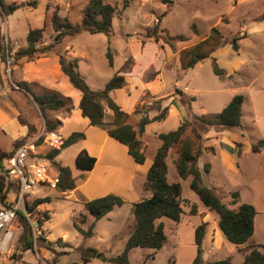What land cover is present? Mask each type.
<instances>
[{
	"label": "rangeland",
	"instance_id": "rangeland-1",
	"mask_svg": "<svg viewBox=\"0 0 264 264\" xmlns=\"http://www.w3.org/2000/svg\"><path fill=\"white\" fill-rule=\"evenodd\" d=\"M2 1L6 5L35 1L36 5L24 6L11 14L0 16V33L5 44L4 61L0 59V101H3L2 98L3 102L9 101L11 107L18 112V122L27 127V134H35L34 137L40 133L43 126L46 129L48 126L54 127L63 137L66 135L68 124L74 122L77 124L76 128L80 129L84 124L81 123L79 113L74 112L75 102L72 96L63 95L67 86L56 70V54L48 53L32 61L24 58L14 60V55L26 47L25 37L30 28L41 30L37 45H46L53 41L55 33L50 19L54 13L61 21L66 19L72 25L79 24L86 0ZM105 1L116 5L118 9L123 2ZM263 12L264 0H131L122 13L113 18L112 33L109 36L87 32L75 35L61 51L66 57L77 61L78 73L92 90H102L116 73L123 75V86L112 92L111 97L128 113L127 123L135 130L143 111L146 110V115L152 117L157 114V106H169L171 99L180 104L183 113L179 116H169L163 122H153L147 125L146 130L144 128L142 134L137 135L141 142L144 163L136 164L123 152V146L111 139L116 148L112 144L106 145L104 157L98 161L91 173L76 169L74 157L84 147L96 152L101 146L104 132L98 127L83 126L81 130L86 139L61 150L53 162H60L72 170L77 176L75 178L71 174L75 183L80 184L88 177L86 187H95L96 192L115 190L118 192L115 194L124 203L94 222L93 235L83 238L72 228V220L78 218L82 206L78 202L63 198V194L68 191L59 192L46 185L37 184L36 191L24 202L26 222H22L17 216L8 231L0 237V264H80V247L95 249L106 258L118 255L123 250L134 223L132 203L149 196V193L143 190L145 178L143 179L142 175L160 145L157 133L175 130L180 123L189 120L193 115L217 114L237 94L243 97L241 126L221 131L212 127L203 129L204 149L198 165L201 169L203 165H209L208 173L202 172V182L213 188L230 209H237L240 203H248L254 207L257 215L253 221V235L243 245L235 246L218 232L217 215L206 209L190 190V177L182 179L178 176L173 163L175 154L170 151L166 159L167 180L180 184L181 198L184 200L181 221L174 223L163 218L167 238L165 245L158 251L134 248L130 250L128 260L131 264H192L196 255L193 230L200 220L206 223L205 230L208 231V239L201 255L203 263L229 258L232 264H241L248 246L253 244L261 246L264 252V153L255 156L251 152V145L264 139V22L259 21ZM155 24H158L156 34L162 38L159 41H155L154 37H147V32L151 31ZM213 26H216L224 37L218 52H214L211 57L193 68L181 71L178 62L180 50L199 42ZM178 36L182 39H168ZM233 37H240L236 51L230 44ZM164 39H168V42L165 43ZM108 47L113 57L112 66H109L106 58ZM212 58H215L217 66L226 72L223 78L214 75ZM24 78L28 80L25 83L34 95L45 91L56 92L45 88L38 79L51 80L58 87V94L70 100V109L46 110L41 113L31 95L17 86L19 82L25 81ZM158 79L160 83H157L155 90L151 86ZM148 88L154 91H149ZM141 90L144 91L140 100ZM103 106V121L107 123L111 121L112 115L104 103ZM137 108L140 114L134 113ZM55 117H62L65 121L58 122ZM5 127H0L2 150L8 148L9 133L14 130L12 124H6ZM69 128L72 130L74 124ZM38 145L36 154H29L26 164L45 162L49 176L54 165L45 158L53 149L45 146L42 141ZM14 146L13 144L12 147ZM227 150L228 153L236 152V158L238 155L239 168L236 172L223 161L222 157ZM107 155L115 157L121 165L117 172L115 170L119 173L116 183L111 185L109 181L106 186L102 182V187L99 183L108 174L104 162ZM135 170L140 174L136 178L132 176L136 173ZM113 173L109 172L114 176ZM233 192L239 195L235 199L237 203L232 202ZM44 198H49V201L36 206L32 212L27 211V207L34 201ZM6 199L16 203L17 189L12 187ZM192 205L196 206L197 212L190 215ZM46 216L50 219L43 222ZM91 221L88 216L86 225ZM59 238L65 242L64 245L57 246L54 243ZM43 239L52 242L51 247L56 254L54 263L53 253L46 248V241ZM27 241H31V249L25 248ZM88 264L111 263L94 258Z\"/></svg>",
	"mask_w": 264,
	"mask_h": 264
},
{
	"label": "trees",
	"instance_id": "trees-1",
	"mask_svg": "<svg viewBox=\"0 0 264 264\" xmlns=\"http://www.w3.org/2000/svg\"><path fill=\"white\" fill-rule=\"evenodd\" d=\"M130 3L131 0H123L121 8L118 9L116 5H112L105 0H86L80 22L77 25H72L66 19L61 21L57 14L54 13L50 19L55 33L53 41L46 45H37L41 37V30L30 28L25 37L26 47L15 52L14 60L24 58L27 61H32L48 53L56 54L62 74L67 78L69 84L81 95L78 104L81 116L88 120L90 126H95L106 131L110 138L126 147L127 154L135 163L142 164L144 162V154L137 135L144 132L146 125L164 120L168 113V106L162 108L157 106L155 108L157 114L152 117L146 115V110L143 111L138 121L137 130H135L127 123L128 113L123 111L111 97L112 92L123 86L125 81L123 75L116 73L105 84L102 90H92L85 82L83 76L78 73L77 61L67 59L61 51L75 35L81 32L109 36L112 33L113 18L122 13V10ZM28 5L35 7L36 2H21L6 5L0 0V16H6L18 8ZM158 21L159 19L157 18ZM259 21L264 22V12L260 15ZM157 28L158 24H155L151 28V31L147 32V37H154L155 41L162 39L156 34ZM223 38V35L216 26L211 27L208 34L199 42L180 50L178 54L179 69L186 71L211 57L222 45ZM239 38L233 37L230 39L231 47L235 51L238 49L237 40ZM168 39L181 40L182 37H168ZM168 39H164V42H168ZM4 50V38L0 33L1 61H4ZM106 58L109 66H112L113 57L109 47L106 52ZM212 71L219 78H223L226 75V72L217 66L215 58H212ZM17 86L23 92L31 95L33 102L41 113L46 110L58 111L70 109V100L56 92L45 91L34 95L30 92L25 82H19ZM103 103L112 115L111 121L107 123L103 121ZM242 103L243 97L238 94L234 95L219 113L213 115H193L189 120L180 123L175 130L158 134L157 138L160 141V145L153 155L143 183V190L148 192L149 196L132 203L134 223L123 250L116 256L106 258L95 249L80 247V264H86L94 258H99L111 264H131L128 260L130 250L134 248H147L158 251L165 245L167 238L164 233L162 219L166 218L174 223H179L183 214L182 203L184 201L181 198L180 184L167 180L166 159L170 151H174L175 154L173 163L178 176L182 179L190 177V190L199 198L206 209L217 215L218 228L226 240L235 246L246 243L253 235V221L256 214L254 207L248 203H240L237 209H230L222 202L220 196L216 194L213 188L204 185L202 182V172L208 173L209 165H203L202 169L198 166L199 157L204 149L203 129L212 127L221 131L223 129L239 128L242 123ZM134 113L140 114L141 112L137 108L134 110ZM47 129L53 131L54 127L48 126ZM34 136L35 134H27L24 138L15 141L13 143L15 146L10 152L0 149V203L2 204L0 207H9L13 204V202L7 201L6 195L12 187L17 189L16 182L10 180L7 176L5 162L19 145L32 139ZM84 138L85 135L82 132H72L64 140L61 147L66 148ZM41 141L42 138H39L36 145L38 146ZM263 148L264 139L251 145V151L254 153L259 152ZM58 153V149H53L48 153V156L52 160ZM95 162L96 158L90 156L84 149L80 150L74 159L75 168L82 171L93 169ZM53 165L54 171H51V174L57 178L55 189L59 192L73 190L76 183L75 179L71 176V170L67 166H61L57 163ZM231 196L233 198L232 202L237 203L235 199L239 197L238 193L233 192ZM48 201L49 198L38 199L31 206L27 207V211L32 212L36 206ZM123 203L124 201L115 194H106L84 201V210L91 217L92 221L86 225V215L79 213L78 218L72 220V228L83 238H89L93 235L94 222L103 218L113 208L119 207ZM196 212V206L192 205L190 214H195ZM17 214L22 222H26L21 212H17ZM48 218L46 216L42 221L44 222ZM205 227L206 223L200 222L194 229L193 239L196 255L192 264H232L229 258L203 263L201 255L203 253ZM54 243L57 246L63 244L60 238ZM25 246L26 249H31V241H27ZM51 246L52 242L46 241V248L53 253L52 262L54 263L56 254ZM241 264H264V252L261 250V246L255 244L248 246L247 253L243 256Z\"/></svg>",
	"mask_w": 264,
	"mask_h": 264
},
{
	"label": "crops",
	"instance_id": "crops-1",
	"mask_svg": "<svg viewBox=\"0 0 264 264\" xmlns=\"http://www.w3.org/2000/svg\"><path fill=\"white\" fill-rule=\"evenodd\" d=\"M220 48V47H219ZM219 48L215 51V52H218V50H219ZM52 54V53H51ZM37 59V58H36ZM55 59V58H54ZM67 59H71L70 57H67ZM55 65H56V70H57V72H58V74H59V78H61L62 80H63V82L66 84V86L67 87H65V92H64V96L65 97H70V96H72V98H73V100H74V102H75V104H74V107H75V110H74V112H75V114L77 113H79V116H80V118H81V120H82V124H84L83 126L85 127V126H90L89 124H88V120L86 119V118H83L82 116H81V114H80V110H79V108H78V104H79V101H80V97H81V95H80V93L76 90V89H74L70 84H69V82H68V80H67V78L62 74V72H61V70H60V67H59V64H58V62H57V59H55ZM25 79V81L24 82H28V80L26 79V78H24ZM41 83H43V85H44V87L45 88H47V89H51V90H54V91H56L57 93H59V89H58V87L54 84V83H52V81L51 80H49L48 78L47 79H38ZM160 79H158L155 83H154V85L153 86H151L152 88H154L155 90H156V85H157V83H160V81H159ZM158 86V85H157ZM150 89V88H148V90L149 91H154V89ZM143 91L144 90H141V93H140V95H139V99L141 100V98H142V94H143ZM159 91V90H158ZM60 94V93H59ZM169 94V93H168ZM2 97V96H1ZM0 97V98H1ZM64 97V98H65ZM141 97V98H140ZM163 97H165V96H163ZM2 100L4 101V99L2 98ZM139 100V101H140ZM3 101H0V127H4V128H6L5 126H6V124H12L13 126H14V130H13V132L12 133H9V135H10V137H9V146H8V148H6V150H3V151H5V152H8V151H11L12 149H13V147H12V145H13V143L15 142V141H17V140H19V139H22V138H24L26 135H27V127L25 126V125H21L19 122H18V118H17V116H18V112L17 111H15L12 107H11V105H10V103H9V101L7 102H3ZM229 102V101H228ZM180 113H183V112H181V107H180V104L177 102V101H174V99H171L170 100V102H169V106H168V114H167V116L165 117V119L164 120H162V122L163 121H165L167 118H169V116L170 117H172V116H175V115H180ZM72 118V117H71ZM181 118V117H180ZM55 120L56 121H62V122H64L65 121V119L64 118H62V117H55ZM67 120L69 121L70 119L69 118H67ZM57 122V123H58ZM74 124V128L71 130V128H69L70 126H72ZM73 124H68L69 125V127H68V129H66V131H65V136L63 137V135H61V134H59V133H57L55 130H53V131H55L57 134H59L61 137H62V139H63V142H64V139L65 138H67L72 132H82V127L80 128V129H77L76 128V126H77V124H75L74 122H73ZM151 124V123H150ZM149 125V124H148ZM95 127V126H94ZM60 128V126H58V129ZM146 128H147V125L145 126V130H146ZM100 129V128H99ZM65 130V129H64ZM64 130H63V132H64ZM67 130H70V131H67ZM101 130H103V129H101ZM144 130V131H145ZM103 132H104V134H103V136H102V143H101V146H100V148L96 151V152H92L89 148H86V147H84V148H82V149H84L90 156H93V157H95L96 158V162H95V165H94V167H93V169H91V170H89V172L91 173V172H93V170L95 169V166H96V164L98 163V161L99 160H101L102 159V157H104V152H105V149H104V147L106 146V145H108L109 144V146L112 144V145H114V143L112 142V141H110L112 138H110L109 136H108V134L106 133V131H104L103 130ZM83 134H84V132H82ZM158 134H160V133H157V135ZM85 135V134H84ZM86 139V135H85V138L83 139V140H85ZM112 140H114V139H112ZM81 141V140H80ZM117 142V141H116ZM77 143V142H76ZM119 143V142H118ZM44 144V143H43ZM75 144V143H74ZM120 144V143H119ZM45 145V144H44ZM120 145H122V144H120ZM46 146V145H45ZM123 146V145H122ZM9 147H11L10 149H9ZM114 147H115V145H114ZM37 148H39V145H38V147ZM67 148V147H66ZM116 148V147H115ZM123 148H124V151L123 152H125L126 153V155H128L127 154V152H126V147L125 146H123ZM63 149H65V148H63V147H59L58 148V150H59V153H60V151L61 150H63ZM233 151V150H232ZM79 152V151H78ZM77 152V153H78ZM215 151H213V153H214ZM226 152V154L225 155H223L224 157H222L223 158V161H224V163H226L227 164V166H230L231 168H234L235 169V172L238 170V168H239V163H238V155H237V158H236V152H234L233 151V153H228V150L227 151H225ZM252 152V151H251ZM59 153L56 155V156H58L59 155ZM77 153H76V155H77ZM262 153H264V148L263 149H261L259 152H256V153H254V152H252V154H254L255 156H260ZM75 155V156H76ZM226 155H228V157H226ZM55 156V157H56ZM129 156V155H128ZM54 157V158H55ZM53 158V159H54ZM46 160L47 159H50L49 161L52 163V164H54V162H53V159L51 160V157H46L45 158ZM74 159H75V157H74ZM133 160V159H132ZM134 161V160H133ZM144 161H145V159H144ZM104 162H105V165H106V167H105V169H108V174H109V172H114L113 174H114V176H112V174H107V176H105L104 178H102L103 179V181H101L99 184H101L102 182L106 185V186H108V183H109V181H111V185H114L115 183H116V180H117V178H116V176L117 175H119V173L117 174L116 172L119 170H117V168L121 165V163H120V161H118V160H116L115 159V157H113L112 155H107L106 156V160H104ZM152 162V161H151ZM144 163V162H143ZM57 164H60L61 166H65V165H62L60 162H57ZM137 164V163H136ZM150 164L151 163H149L148 164V166H147V169L149 168V166H150ZM75 166V165H74ZM199 166V165H198ZM147 169H146V171H147ZM115 170H116V172H115ZM52 171H54V169L52 170ZM136 171V173H133L132 174V176L133 177H135L136 178V176L137 175H140L139 174V171H137V170H135ZM146 171L144 172L145 174H146ZM210 171H212L211 169H210ZM51 172V171H50ZM71 174L73 175V177L75 176V178L77 177L76 175H74L75 173L71 170ZM145 174H143L142 175V177H143V179L145 178L144 177V175ZM51 175V176H50ZM50 177H53L52 176V174L50 173ZM132 177V178H133ZM88 178V177H87ZM87 178H85L80 184L78 183V182H76V186H75V188L73 189V190H70V191H68L67 193H65V194H63V193H60V194H63V198H68L69 200H72L73 202H78L82 207H81V210L78 212V213H83V214H85L86 215V220H87V218H88V216L89 215H87V213L85 212V210H84V206H83V202L84 201H87V200H91V199H94V198H97V197H101V196H104V195H106V194H115V193H118V192H115V190H112L113 192H110L109 190H106V192H100V190H99V192H96L97 191V189L95 188V187H86V183H87ZM145 181V180H144ZM42 185H46V186H48L49 188H51L48 184H42ZM100 186H102V187H104L103 186V184H101ZM137 187H138V189H139V186L137 185ZM52 189H55V188H52ZM56 190V189H55ZM86 190V191H85ZM140 190V189H139ZM36 191V190H35ZM117 191V190H116ZM116 195V194H115ZM148 197V196H147ZM144 198H146V197H144ZM141 199H143V198H141ZM141 199H139L138 201H140ZM263 212H264V210H263ZM110 213V212H109ZM108 213V214H109ZM196 214V213H195ZM191 215V214H190ZM193 215V214H192ZM256 215H257V213L255 214V217H254V220L256 219ZM90 217V216H89ZM50 219V218H49ZM200 219V218H199ZM200 222H201V220H200ZM199 222V223H200ZM198 223V224H199ZM87 224V223H86ZM217 227H218V225H216ZM217 230H219V229H217ZM194 231V230H193ZM218 232H220V230L218 231ZM77 233V232H76ZM219 234V233H218ZM220 234H221V232H220ZM80 235V234H79ZM81 236V235H80ZM193 237V236H192ZM208 239V231H206L205 230V236H204V240H203V247H205V242H206V240ZM193 242H194V239H193ZM62 243L63 244H65V242H63V240H62ZM44 256H47V255H44ZM48 258H49V255H48ZM93 260V259H92ZM91 260V261H92ZM90 261V262H91ZM90 262H88V263H90ZM88 263H86V264H88Z\"/></svg>",
	"mask_w": 264,
	"mask_h": 264
},
{
	"label": "built area",
	"instance_id": "built-area-1",
	"mask_svg": "<svg viewBox=\"0 0 264 264\" xmlns=\"http://www.w3.org/2000/svg\"><path fill=\"white\" fill-rule=\"evenodd\" d=\"M39 138H42V143L51 149L59 148L63 144V139L59 134L43 126L36 137L19 145L6 160L7 176L17 184V202L9 207H0V237L12 226L19 210L24 216H27L24 202L35 191V185L48 184L51 188H55L57 183V178H49L45 162L26 164L28 155L36 154L35 151L38 147L36 141Z\"/></svg>",
	"mask_w": 264,
	"mask_h": 264
},
{
	"label": "water",
	"instance_id": "water-1",
	"mask_svg": "<svg viewBox=\"0 0 264 264\" xmlns=\"http://www.w3.org/2000/svg\"><path fill=\"white\" fill-rule=\"evenodd\" d=\"M50 159H47V161H49Z\"/></svg>",
	"mask_w": 264,
	"mask_h": 264
}]
</instances>
